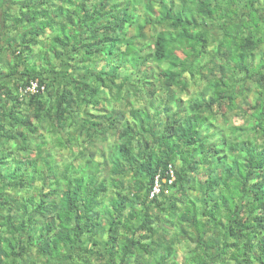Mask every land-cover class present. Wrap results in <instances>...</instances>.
Listing matches in <instances>:
<instances>
[{
  "label": "trees",
  "instance_id": "obj_1",
  "mask_svg": "<svg viewBox=\"0 0 264 264\" xmlns=\"http://www.w3.org/2000/svg\"><path fill=\"white\" fill-rule=\"evenodd\" d=\"M176 1L0 0V264H264V0Z\"/></svg>",
  "mask_w": 264,
  "mask_h": 264
},
{
  "label": "clouds",
  "instance_id": "obj_2",
  "mask_svg": "<svg viewBox=\"0 0 264 264\" xmlns=\"http://www.w3.org/2000/svg\"><path fill=\"white\" fill-rule=\"evenodd\" d=\"M178 1L179 0H177L176 1V3H175V7H176V9H177V4H178ZM191 4V3H190ZM209 4H211V2H209ZM188 8L189 9V4H188V2H187V0H186V3L184 4V6H183V9L184 8ZM165 18H166V20H165V23H164V25H166V23H167V21L168 20H170L169 18H168V15L166 14V16H165ZM0 19H2V17H1V15H0ZM156 23H159V21H156ZM207 24H209V29H207L206 27L204 28L206 31H207V33L209 34L208 35V37H214V38H212V39H215V40H219L221 37H223V34H224V30L223 31H221L217 26H214V25H212V23H208V21H207V23L206 24H203V22H202V24H201V28H203L204 26H206ZM209 30V31H208ZM211 43V42H210ZM58 70H61V69H56V73H57V71ZM72 74H75V75H79V77H82V76H84L85 75V73H81L80 71L78 72V73H72ZM55 75V73H48V76L47 77H51L52 78V76H54ZM54 78H58V76H55ZM54 78H52V79H54ZM30 84H31V86L30 87H28V88H25V89H22V90H20L19 91V93L23 96V95H27V94H36L38 91H39V80H36V81H32V82H30ZM33 84H36L37 85V87H36V91L35 92H33V91H31V87H32V85ZM197 85H195L194 83H192L191 84V86H190V93L188 92V93H185V94H183V95H181V97L183 98V99H185L186 101L187 100H189V97L190 96H194L196 93H195V89H197V87H196ZM202 87H204L205 85H201ZM42 90H44V87H42ZM191 92H194L193 94H191ZM186 106H188V104H187V102H186ZM170 168V170L173 172V176L170 174L169 175V177H168V173H169V171H168V173L165 175V177H163V175H161V174H158V176L157 177H159L160 179H163V180H166L167 182L166 183H162V185H163V188H162V192L159 194V195H157V196H155L154 198H151V194H150V199L151 200H154L155 198H157V197H159V198H162V196L163 197H166V196H169V195H171L172 193H173V191L174 190H172V188H171V185L173 184V182L174 181H176V170H175V168H172V167H169ZM171 171H170V173H171ZM156 177V178H157ZM156 178H155V180H156ZM173 179V181H172V183L170 184L169 183V181L170 180H172ZM154 184H155V182H154ZM153 188H154V186H153ZM152 191H153V189H152ZM152 191H151V193H152ZM168 219H170V214H168V215H165V216H162V220H164V221H167ZM157 232H159V230L157 229L156 230ZM97 238H99V239H101L100 237H97ZM104 240V239H103ZM149 243H153V240L150 238V240H149ZM10 264H13L12 263V260H10Z\"/></svg>",
  "mask_w": 264,
  "mask_h": 264
},
{
  "label": "rangeland",
  "instance_id": "obj_3",
  "mask_svg": "<svg viewBox=\"0 0 264 264\" xmlns=\"http://www.w3.org/2000/svg\"><path fill=\"white\" fill-rule=\"evenodd\" d=\"M189 10H190V18H191L193 15H196L197 12H198V11H197V7H196L195 5H192V4L189 5ZM208 38L210 39V41H213V39H212L211 37H208ZM34 51H36V49H34ZM212 52H214V51H212ZM4 56L7 57V59L4 60L5 70H7V69H10V66H13V63H12L11 60H9V59H11V58H10V55H9L8 53H7V55L4 54ZM208 56H209V57H212L213 54H212L211 52H209ZM34 58H35V59L30 60L29 63H31V64H35V66H33V67H36V69H39V68H40V64H39L38 61H36V60H38L37 55H35ZM29 63H28V64H29ZM62 75H63V73H61V70H58L57 73H55V75L52 76V78H54L55 76H59L60 78H62ZM72 75H74V74H72ZM90 81H91V79H90ZM205 84L207 85L208 82H206ZM193 93H194V92H191V94H193ZM8 117H9V116H8ZM18 196L20 197V195H18ZM180 226H181V225H180ZM179 229H181V228H177V229H175V230H173V231L171 232V238H174V239H175V245H174V248L176 249V251H178L179 247H181V246H182V249H183V247H185V248H187V249L193 247L194 244H192L191 241L186 240V239H183V238H181V237L178 236V234H179V233H178V230H179ZM177 256H178V254H176L175 256H173V257H172L173 260H175V258H177ZM157 258H159V257L157 256ZM169 261H172V259H169ZM21 264H23V263H21Z\"/></svg>",
  "mask_w": 264,
  "mask_h": 264
},
{
  "label": "crops",
  "instance_id": "obj_4",
  "mask_svg": "<svg viewBox=\"0 0 264 264\" xmlns=\"http://www.w3.org/2000/svg\"><path fill=\"white\" fill-rule=\"evenodd\" d=\"M95 239L104 241L103 239H99L97 237ZM183 239H185V237ZM176 254H178V256L175 260H173L172 257ZM158 257H161V255H158ZM164 257H168V260L172 259V262H176L177 264H192V254L189 253L187 248L183 247L182 249V246L179 247L178 251L175 250L171 256H169V251L164 252ZM149 264H157V261L151 258Z\"/></svg>",
  "mask_w": 264,
  "mask_h": 264
},
{
  "label": "built area",
  "instance_id": "obj_5",
  "mask_svg": "<svg viewBox=\"0 0 264 264\" xmlns=\"http://www.w3.org/2000/svg\"><path fill=\"white\" fill-rule=\"evenodd\" d=\"M36 87H37V85L33 84L32 87H31V91L35 92L36 91ZM170 174L173 176V172L172 171H171ZM172 181H173V179L170 180L169 183L171 184ZM166 182H167L166 180L160 179L159 177L156 178L155 184H154V188H153V191L151 193V198H154L155 196L159 195L162 192V188H163L162 183L164 184Z\"/></svg>",
  "mask_w": 264,
  "mask_h": 264
},
{
  "label": "bare ground",
  "instance_id": "obj_6",
  "mask_svg": "<svg viewBox=\"0 0 264 264\" xmlns=\"http://www.w3.org/2000/svg\"><path fill=\"white\" fill-rule=\"evenodd\" d=\"M236 80V79H235Z\"/></svg>",
  "mask_w": 264,
  "mask_h": 264
}]
</instances>
